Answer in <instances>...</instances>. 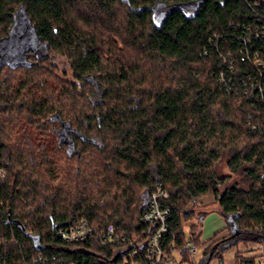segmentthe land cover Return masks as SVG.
Returning <instances> with one entry per match:
<instances>
[{"label": "trees", "instance_id": "trees-1", "mask_svg": "<svg viewBox=\"0 0 264 264\" xmlns=\"http://www.w3.org/2000/svg\"><path fill=\"white\" fill-rule=\"evenodd\" d=\"M22 21L49 56L0 65V262L121 264L155 228L142 214L159 184L166 255L204 248L199 264H225L264 242V0H0L9 50ZM209 196L228 233L204 247L207 212L187 207ZM81 221L89 241L65 244ZM110 227L126 241L103 244Z\"/></svg>", "mask_w": 264, "mask_h": 264}, {"label": "built area", "instance_id": "built-area-1", "mask_svg": "<svg viewBox=\"0 0 264 264\" xmlns=\"http://www.w3.org/2000/svg\"><path fill=\"white\" fill-rule=\"evenodd\" d=\"M1 175L3 177L5 176L2 172ZM166 197V192L163 191L162 185L159 184L156 191L151 195L146 209L142 214L143 222L155 226V228L147 242L140 246V248L137 247L140 245L137 239H134L130 243L134 247L122 257L121 264H192L191 261L187 262L179 252H174L172 256H168L163 250L164 239L168 233L170 210L165 209L160 200ZM92 234L93 230L89 227L88 222L81 221L61 229L58 232V237L65 244L80 245L89 241ZM98 238L103 244L126 241L124 237L116 235L113 227L99 234ZM131 246L123 247L118 252H123V250H127ZM203 254L204 248H196L193 249L190 257L201 261ZM53 261H55V257L50 260L47 256L40 255L33 260L32 264H53ZM0 264L3 263L0 262ZM225 264H264V242H252L248 243L247 246L240 244L232 257L225 258Z\"/></svg>", "mask_w": 264, "mask_h": 264}, {"label": "rangeland", "instance_id": "rangeland-1", "mask_svg": "<svg viewBox=\"0 0 264 264\" xmlns=\"http://www.w3.org/2000/svg\"><path fill=\"white\" fill-rule=\"evenodd\" d=\"M0 50H3L5 52L3 59H0V65L4 63L10 65L26 64L27 51L29 50H31L32 54L37 57H41L44 55L41 41L32 32H29L27 34L22 46H17L14 50H9L6 41H2L0 42ZM9 51L10 53H8ZM52 62L58 67V75L61 76V78H65V80L67 81L73 79L70 63L66 58L56 55L53 57ZM219 172L220 174L228 173L227 158H224V160L220 163ZM187 208L190 211L193 210L197 215L207 212V215L201 222V226L198 228L201 230V243L204 244V247L213 244V242L227 235L228 232L225 229L226 221L221 214L214 197L209 196L200 199L195 205L190 204ZM188 225L189 224H187V226ZM184 259L187 262L191 261L193 264H199L200 262L198 261V259L191 257Z\"/></svg>", "mask_w": 264, "mask_h": 264}, {"label": "water", "instance_id": "water-1", "mask_svg": "<svg viewBox=\"0 0 264 264\" xmlns=\"http://www.w3.org/2000/svg\"><path fill=\"white\" fill-rule=\"evenodd\" d=\"M127 4H130V2L128 1ZM196 5L195 4H187V5H178V6H174L171 8L172 11H193L196 9ZM137 12L140 11H144V10H136ZM168 17V13L165 10L159 11L158 13H156V22L157 23H163L164 20ZM29 28L30 26L25 22L22 21L20 25H16L14 27V32H15V38L10 40L14 41V42H18L21 43L25 37L27 36L28 32H29ZM26 233V232H25ZM27 237L31 238L34 243L35 246L37 248V250H44V247L41 246V242H40V238L37 236H32L28 233H26ZM212 257V255L210 256V258Z\"/></svg>", "mask_w": 264, "mask_h": 264}, {"label": "crops", "instance_id": "crops-1", "mask_svg": "<svg viewBox=\"0 0 264 264\" xmlns=\"http://www.w3.org/2000/svg\"><path fill=\"white\" fill-rule=\"evenodd\" d=\"M236 248H234V249L230 250L228 253H226L225 258L232 257L234 252L236 251ZM211 264H218V262L217 261H213V262H211Z\"/></svg>", "mask_w": 264, "mask_h": 264}, {"label": "flooded vegetation", "instance_id": "flooded-vegetation-1", "mask_svg": "<svg viewBox=\"0 0 264 264\" xmlns=\"http://www.w3.org/2000/svg\"><path fill=\"white\" fill-rule=\"evenodd\" d=\"M43 51H44V49H43ZM45 52H46V51H44V55H43V56H47V57H48V56H49V54H46ZM41 57H42V56H41ZM53 57H54V56L50 57V58H51V60L53 59ZM2 59H3V57H1V60H2Z\"/></svg>", "mask_w": 264, "mask_h": 264}]
</instances>
